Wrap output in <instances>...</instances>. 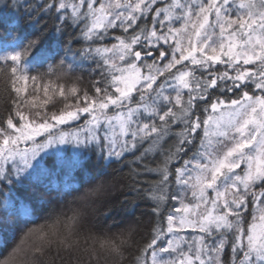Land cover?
<instances>
[{
    "label": "snow or ice",
    "instance_id": "snow-or-ice-1",
    "mask_svg": "<svg viewBox=\"0 0 264 264\" xmlns=\"http://www.w3.org/2000/svg\"><path fill=\"white\" fill-rule=\"evenodd\" d=\"M52 9L60 22L58 34L68 22L83 23L80 35L89 46L73 51L70 40L65 54L71 53L73 67L95 60L104 87L93 82L90 94L76 85L46 83L43 100L26 97L29 79L37 92L40 86L20 65L38 39L0 56L11 62L16 94L12 110L0 118V182L27 183L46 194L55 192L61 200L72 196L69 203L75 205L71 214L52 209L50 222L35 225L31 206L11 191L0 192L5 248L20 230L0 264H125L129 256L128 264H229L224 259L229 245L230 264H264V0H59L44 7L45 12ZM116 28L121 34L114 36L115 43L92 46ZM216 65L225 70L217 71ZM249 86L255 91L250 93ZM215 89L238 95L225 99L214 95ZM54 95L64 98L63 107L44 111ZM198 101L204 102L203 117ZM82 114L89 117L83 127L58 130ZM174 126L181 127L175 131ZM201 129L198 148L183 159ZM172 136L176 142L166 147ZM145 142L148 147L136 157L141 168L127 178L131 182H121L126 178L119 169L89 173L83 183L91 187L73 196L80 187L74 179L62 186L52 179L84 167L81 152L66 155L59 145L85 151L98 147L107 167ZM181 159L175 168L177 194L170 188V166ZM143 172L158 177L150 190L138 183ZM189 193L191 200L185 202ZM145 194L158 217L161 203L169 198L180 202L167 215L166 228L154 226L144 243L136 237L138 221L114 237L96 234L94 221ZM250 204L252 220L245 228ZM188 229L200 235L192 240L179 235ZM133 248L135 254L128 251Z\"/></svg>",
    "mask_w": 264,
    "mask_h": 264
},
{
    "label": "trees",
    "instance_id": "trees-1",
    "mask_svg": "<svg viewBox=\"0 0 264 264\" xmlns=\"http://www.w3.org/2000/svg\"><path fill=\"white\" fill-rule=\"evenodd\" d=\"M58 3L59 0H0V49L3 47L6 50L19 51L33 39H38L36 45L31 49L29 55L25 57L20 65L21 72L29 77H37V83L40 86L39 92L36 91V86L32 80L27 82V91L24 94L26 97H32L38 95L43 100L44 92L43 85L51 83L53 85L63 84L66 88L72 85H76L81 92L87 90L90 94H94L93 82H98L97 86L104 87V76L102 75V68H98L95 60H85L83 63H78L77 66H70L72 59L71 53L65 54V48L68 42L71 40V48L73 51H77L89 46L88 41H85L80 35L83 23L79 26L68 22L67 25H62L63 32L58 34L55 30V25L60 22L56 18L55 9L51 12H45L44 7L48 3ZM150 20V17H149ZM177 26V25H176ZM121 34L119 28L109 30L104 36L103 40H97L93 47L96 46H111L115 43L114 36ZM98 59V58H97ZM64 60V64L61 66L60 61ZM11 62L0 60V118H6L9 112L13 108L12 100L15 98V92L11 87ZM217 71H224V65H216ZM52 68V71H49ZM20 75V72L17 73ZM199 75V73H198ZM20 86V85H18ZM250 93L255 91L254 87L249 86L247 89ZM52 95L51 91L49 93ZM213 94L225 99L237 98L238 93L220 92L219 89L213 90ZM138 99V94H134ZM186 97V94H185ZM65 103L63 97L54 95L52 101L45 105L44 111L52 112L59 111ZM199 107L197 112L203 117V104L204 102H197ZM35 111V110H33ZM39 119V118H38ZM81 117L78 120L70 121L71 127L78 126L81 121ZM68 123L61 125L58 130L66 129ZM181 126H174L175 131H179ZM202 129L199 131V136L195 139V147H192L190 151L182 154L183 159H188L192 152L196 151L200 144V137H202ZM101 138L103 137L100 132ZM176 142V137H169L166 147ZM94 147V151H85L83 148L76 149L71 145H63L61 148L65 150L66 155H71L75 151L82 153L81 160L83 162V169L67 173L58 174L52 179L61 186L66 180H73L75 184L79 185V192H74L73 196L82 193L85 188L91 187V184L83 183L86 179V174L96 172H106L111 174L114 169H119L121 175L126 179L124 182H131L127 178L133 174L134 169H140L141 165L136 163V157L140 155L144 148L148 147L147 142L138 146L135 151L126 152L122 161L112 162L110 166L104 167L105 161L100 159L101 150L98 147ZM53 151V150H51ZM49 151V152H51ZM47 159V157H45ZM152 154L147 157L148 161H152ZM157 160L162 159L157 154ZM183 160L173 162L170 166L172 176L170 178V188L172 192L179 194V186L175 183V168L181 166ZM151 166H155L154 163ZM10 167V165H8ZM158 177L154 173L143 172L138 177V183L143 189L150 190L154 186V182ZM94 183V182H93ZM11 191L16 199L21 204H26L34 209L33 221L35 225L45 224L49 220V212L54 209L55 213L65 212L71 214L69 209L74 207V204H70L72 196L61 198L55 193L46 194L41 188L32 187L29 184H13L8 185L6 181L0 182V192ZM171 193H169L170 195ZM187 196L185 202L188 201ZM38 198L41 199L40 203H37ZM119 193L117 192L112 198V203L117 204ZM132 203L127 208L115 207L112 214L107 218L100 217L94 221L96 227L93 229L98 236L108 235L114 237L118 235L122 228L127 227L129 224L139 222L136 237L141 240V243L147 242L151 238L152 229L154 226L167 227L166 217L169 213L174 214V210L180 207L179 201L171 200L170 198L161 203V214L158 217L153 213L152 209L155 206L147 195L142 197H132ZM252 207L251 204L244 215L245 228L251 218ZM31 226V225H30ZM185 231H182L179 235H182ZM20 230H17V236L15 239H10L8 248H5L2 244V236H0V257H2L11 246L14 245L16 240L19 239ZM195 236V235H194ZM166 239L161 241L163 245L166 243ZM128 251L135 254V248ZM127 255V253H126ZM125 264H128V260ZM224 259L229 262L231 259L230 245L225 250Z\"/></svg>",
    "mask_w": 264,
    "mask_h": 264
},
{
    "label": "rangeland",
    "instance_id": "rangeland-1",
    "mask_svg": "<svg viewBox=\"0 0 264 264\" xmlns=\"http://www.w3.org/2000/svg\"><path fill=\"white\" fill-rule=\"evenodd\" d=\"M177 26H179V24H177ZM165 47H167V46H165ZM16 50H14V49H12V50H6V48H2V49H0V56H3V55H5L6 53H11V52H15ZM251 67V66H250ZM143 71H147L146 69H142ZM134 94H136L137 95V93H134ZM81 121H80V124L78 125V126H75V127H71V124H70V121L69 122H67L68 123V127L66 128V129H62V131H65V132H68V131H77L78 129H80L81 127H83L84 126V124H85V121L86 120H88L89 119V117H88V115L87 114H82L81 115ZM61 126V125H60ZM60 126H58V128L60 127ZM101 132H102V134H104V130L102 129L101 130ZM39 139V138H38ZM61 146H63V145H59L58 147H60L61 148ZM71 146H73V145H71ZM21 147H23V145H21ZM74 147V146H73ZM51 150H53V149H49L48 151H51ZM43 155V154H42ZM188 201L187 202H189L190 200H191V196H190V193L188 194ZM251 220H252V212H251V218H250V221L249 222H251ZM180 234V233H179ZM194 235L195 236H197V235H200L198 232H193V231H191L190 229H188V230H185V233H183L182 234V236H184V237H186L188 240H192V238L194 237ZM164 244H166V243H164ZM163 244V245H164ZM184 248L185 249H187V245L185 244L184 245ZM165 256L167 257V254H165Z\"/></svg>",
    "mask_w": 264,
    "mask_h": 264
},
{
    "label": "water",
    "instance_id": "water-1",
    "mask_svg": "<svg viewBox=\"0 0 264 264\" xmlns=\"http://www.w3.org/2000/svg\"><path fill=\"white\" fill-rule=\"evenodd\" d=\"M150 59V58H149Z\"/></svg>",
    "mask_w": 264,
    "mask_h": 264
}]
</instances>
